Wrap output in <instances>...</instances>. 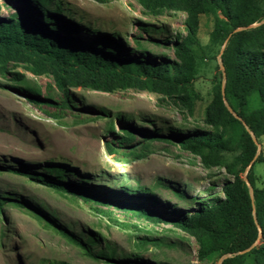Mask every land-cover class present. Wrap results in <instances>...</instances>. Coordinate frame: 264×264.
Segmentation results:
<instances>
[{
    "label": "rangeland",
    "instance_id": "rangeland-1",
    "mask_svg": "<svg viewBox=\"0 0 264 264\" xmlns=\"http://www.w3.org/2000/svg\"><path fill=\"white\" fill-rule=\"evenodd\" d=\"M58 1L75 21L119 36L128 46L126 53L133 50L134 56L146 52L157 60H174L171 42L186 34L183 10L149 11L138 0ZM20 6L19 0H3L0 17H10ZM212 24L211 16L199 17L198 38L203 45L209 43ZM80 34L85 39L98 37L87 31ZM223 47L206 48L197 76L186 91L192 97L189 105L175 94L137 88L100 91L72 85L64 94L50 75L31 72L25 62H8L0 70V194L10 193L37 206L75 234L98 235L100 242L94 251L109 244L119 258L139 257L157 264H220L218 255L199 259L196 238L167 222L156 223L107 203L81 200L8 167L39 171L65 165L74 170L68 172L70 180L85 177L114 188L138 183L153 188L163 202L187 211L194 206L187 205L190 199L180 197L179 191L204 202L221 196V184L234 177L225 165L239 151L225 152L219 163H213L172 141L149 137L155 131L212 129L204 117L212 85L222 71ZM28 84L39 92L23 90ZM224 104L229 105L226 99ZM111 121L113 132L109 131ZM127 135L133 137L131 142L120 138ZM256 154L261 156L253 165L256 186L264 188V134L257 138ZM263 243L260 236L257 247ZM58 262L126 264L85 255L79 246L47 227L26 204L5 200L0 208V264Z\"/></svg>",
    "mask_w": 264,
    "mask_h": 264
},
{
    "label": "trees",
    "instance_id": "trees-1",
    "mask_svg": "<svg viewBox=\"0 0 264 264\" xmlns=\"http://www.w3.org/2000/svg\"><path fill=\"white\" fill-rule=\"evenodd\" d=\"M19 1L21 6L17 12L0 17V70L8 62H25L31 72L50 75L64 94L72 85L100 91L137 88L175 94L189 105L192 97L186 91L197 76L198 63L205 56L206 48L224 45L221 61L225 75L220 70L216 76L204 117V123L212 129L155 131L149 138L172 141L213 163H219L225 152H239L225 165L234 177L221 184V196L204 202L184 191L178 192L183 199H190L186 203L194 206L190 211L163 202L153 188L138 183L114 188L94 184L85 177L80 181L70 180L68 172L74 170L65 165L46 166L39 171L8 168L81 200L107 203L156 223L167 222L196 238L199 259L218 255L222 258L220 264H264V243L258 247L256 244L260 236L264 237V188L256 186L253 171L254 163L261 159L256 154L253 135L257 139L264 134V0H138L149 11L176 9L187 13L186 34L176 36L171 42L174 60H157L146 52L134 56L133 50L126 53L128 46L119 36L101 33L97 28L75 21L58 0ZM2 8L3 0H0V13ZM201 15L213 18L206 45L198 38ZM237 28L241 29L235 31ZM82 31L97 33L98 37L85 39L81 37ZM150 39L159 43L156 38ZM23 90L39 92L38 87L29 84ZM224 99L237 117L227 109ZM123 119L118 116V120ZM114 128L111 121L109 131L113 132ZM120 138L126 143L133 140L130 135ZM249 165L243 176L241 172ZM7 199L26 204L47 227L61 233L91 258L157 264L139 257L119 258L109 244L94 251L92 248H97L100 242L98 235L75 234L42 209L10 193L0 194V208Z\"/></svg>",
    "mask_w": 264,
    "mask_h": 264
},
{
    "label": "water",
    "instance_id": "water-1",
    "mask_svg": "<svg viewBox=\"0 0 264 264\" xmlns=\"http://www.w3.org/2000/svg\"><path fill=\"white\" fill-rule=\"evenodd\" d=\"M253 25H255V24H253ZM252 25V26H253ZM241 28H237V29H235V31H237V30H240ZM223 50V49H222ZM220 67H221V69H222V71H223V74L225 75V68H224V65H223V63H222V61H221V63H220ZM224 83H225V79L223 80V83H222V88H223V86H224ZM227 105V107L231 110V108H230V106L228 105V104H226ZM232 111V110H231ZM236 117H237V114L235 113V112H232ZM253 140H254V142L257 144V139H256V137L253 135ZM249 167H250V165L247 167L248 169H249ZM246 173H247V170H246ZM245 180H246V178H245ZM248 186H249V188H250V194H251V197H253V189H252V187H251V185L248 183ZM222 259V258H221Z\"/></svg>",
    "mask_w": 264,
    "mask_h": 264
}]
</instances>
